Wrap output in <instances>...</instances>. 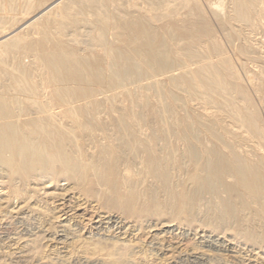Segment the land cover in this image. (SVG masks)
<instances>
[{
	"label": "bare ground",
	"instance_id": "6f19581e",
	"mask_svg": "<svg viewBox=\"0 0 264 264\" xmlns=\"http://www.w3.org/2000/svg\"><path fill=\"white\" fill-rule=\"evenodd\" d=\"M259 24L264 0H0V209L21 201L15 213L47 218L38 219L47 227L40 233L22 225L7 233L15 218L4 214L0 240L20 242L16 258L140 264L137 257L168 252L186 237L175 233L196 224L195 235L226 227L262 245L264 124L213 28L231 27L225 41L242 39L238 52L248 57L246 32ZM246 68L264 108V67ZM192 102L215 112L197 114ZM47 183L61 189L49 205L36 197ZM79 203L96 207L97 221L82 227L87 238L63 224ZM123 219L146 241L121 240ZM46 237L72 241L82 257L47 259ZM198 240L205 250L166 264H209L219 253L257 264L222 237Z\"/></svg>",
	"mask_w": 264,
	"mask_h": 264
},
{
	"label": "rangeland",
	"instance_id": "374dc122",
	"mask_svg": "<svg viewBox=\"0 0 264 264\" xmlns=\"http://www.w3.org/2000/svg\"><path fill=\"white\" fill-rule=\"evenodd\" d=\"M4 15L7 16L9 14H4ZM259 25H260L259 28L261 27V29H259V31L256 34H251V33L246 32L247 43L251 46V52H253L251 54H248V57H245L247 55H244V54H242L243 55V57H242L241 53L238 52L239 51V47L241 46V44H243L242 39H239V38H237L234 35V39L232 41L233 46H232V44H230V43L228 44V42L225 41V38H224V35L226 33L225 31H226V29H229L231 31V29H230L231 27L229 28V26H224V27L214 26L213 28H214V31L216 33L217 40L221 44L223 50L225 51V54L231 59V61L234 63V66L237 68L240 76L243 78L242 79V81L244 80L243 85L246 88H248V90H249L248 92L250 93V96L252 98V102L253 101L255 102V104H254V102H253V104H254V106H256L255 108H257L256 110L259 113V115H261L260 116V120L264 124V108L261 105H259L258 99L252 94V92L250 90V86L248 85L249 83L246 81V78H245L244 74L242 73V71L240 69V65L243 63L245 65V67H247L246 70L248 69L247 71H249L250 73L253 74V73H257L261 69V67H264V58H263L264 55L261 53L262 51H264V39H263L264 38V30H263L264 27L261 26L262 24H259ZM233 33H235V32L233 31ZM237 40H239V42ZM254 52H255V54H254ZM238 53H240V55ZM252 59H253V61H252ZM159 81L160 82H166V79L161 77V78H159ZM190 107L197 114L206 113V114L210 115L213 112H215V110H212L213 108L202 107L197 102H192L190 104ZM200 109H201V111H200ZM245 145H248V144H244L243 146H240V150L243 151V152H245V150L248 149ZM243 148H245V149H243ZM59 185H60V187L61 186L65 187V183L64 182H60ZM44 186H43L44 187L43 188L44 192L41 191L38 194V196H36V197H37V200H41L42 202L48 203V205H49L50 202H51V199H53V197L55 195L59 194L61 189L54 188L53 185L48 184V183L45 184ZM13 203L14 204L10 206L11 209H10V207L9 208L0 209V222L3 223V221H4V217L3 216H5L7 214H8L7 216H12V217L14 216L13 218H15L13 220V222L10 224L9 229L7 230V233H9V231L11 232L12 229H15L16 226L19 227L21 225L24 226V227L27 226L29 228H35V229L39 227L38 229H36V231L37 230L39 231L38 233H40V231L42 229L44 230V228L47 229L46 223H43V225L39 224V221L41 223L43 220H47V218H45L41 214L40 211H35L32 214L29 209H24L21 212L15 213L22 206V204H21L22 202L21 201H19V202L15 201ZM78 205H80V206L79 207H75V210L70 211L68 213V215L65 217L66 221H64L63 224L65 226L70 225L71 227H75V226L79 227L80 232H81V236H83L84 238L86 236V238H87L88 233H90V231H88V226L85 229H83L82 227L84 225H86L90 220H92V221H91V223H89V225L92 224L93 222L97 221V219H94V217L96 215L95 214V210H96L95 203H91L90 206L89 205H82V203H79ZM12 209H14V210H12ZM100 212L103 213L104 211L100 210ZM2 213H3V215H2ZM248 214L249 213H246V214L244 213L243 216L244 215L247 216ZM21 215H22V217H21ZM112 215L117 216V214H112ZM28 217H29V219H27ZM19 218H26L27 220H25V222L23 224H19V223H17L18 222L17 220H19ZM38 219H41L42 221L38 220ZM152 221L155 222L157 220L154 219ZM2 223H0V227L4 226V223L3 224ZM255 224L257 225V223H255ZM1 225H3V226H1ZM11 225H12V227H11ZM256 225L254 226V228L256 227ZM120 226H121V228H124L122 230L123 232L125 230H127L126 235H123V236L120 237L121 240H125V242L133 243V244H136L138 242L140 244L141 240L142 241H146V239H145V238H147L146 237L147 235L145 236L146 231H141V232L138 231L139 230V226L134 220H131V219L124 220L123 219L122 220V225H120ZM103 227L106 230L107 226L105 224L103 225ZM198 227H199L198 224H196V225H194V227H190V228L184 227L183 229L180 230L181 232L177 231L175 234L182 233L184 231V233H186L185 239L183 240L180 237V239H178V240H173V243L171 244V247L173 246L172 247L173 249L170 247L168 252H164V254H162L163 256L160 255V256L156 257L154 255H149L148 253H146V255L143 254L142 257L141 256L137 257V261L140 264H164V263L166 264V261L171 262V261L175 260V258L178 255H181V252L185 253V252L189 251V253H190L192 248H195V249H198V250H205V249L199 248V246H198L199 245L198 238L202 234H204V235L206 234V235H213L215 238L222 237L223 239H225L227 241H231L232 243H234V245L237 246V249L241 252L240 256L242 258H244V260H252V261H254V260L257 259L256 261H254L255 263H257V264H259V262H260V264L263 263L262 259L264 258V255H263L264 254V242H263L262 245H260V244H255V243H251V242L245 241L243 238H241L238 235H236L235 230H227L226 227L225 228L213 229L210 226H202L201 227L202 228V230H201L202 232L201 233L197 232V235H195V231H197ZM263 227L264 226L262 225V226H259V230H258L257 227H256V229H257L258 233H261L264 236V228ZM10 228H11V230H10ZM49 232H50L49 234H53L55 231L53 229H50ZM102 232H104V231H102ZM105 234L107 236H109L108 233H105ZM47 238L48 237H46L44 239L45 241L43 240L44 242L42 240L40 241L41 253L47 259H51V258L53 259L54 257H59V256H61L63 258L65 257L66 260H68L69 258L72 259L73 256L75 258H80V256L82 257L81 253H76L77 251L74 250L76 246H75L74 243H71L72 241H69L68 245L67 244L65 245V244L57 243V240H54L52 237L48 238L50 241L47 240ZM3 241L0 240V259H1V262L3 261L6 264L7 263H9V264L10 263L11 264H29V263H22V262L19 261V259L16 258L18 256L17 254L21 251L20 242H17L15 240H10V241H7V242L6 241L3 242ZM179 242H181V243H179ZM71 244L73 245V247H72ZM68 246H70L71 248L68 247ZM56 255H59V256H56ZM233 256L234 255H232V254H222V253L214 254V255L212 254V258H211L212 260H211V262L209 264H239V263H237L236 259L233 258ZM17 261H18V263H17Z\"/></svg>",
	"mask_w": 264,
	"mask_h": 264
}]
</instances>
